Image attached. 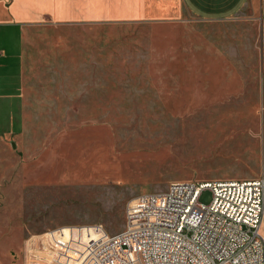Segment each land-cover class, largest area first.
I'll list each match as a JSON object with an SVG mask.
<instances>
[{
	"label": "rangeland",
	"instance_id": "1",
	"mask_svg": "<svg viewBox=\"0 0 264 264\" xmlns=\"http://www.w3.org/2000/svg\"><path fill=\"white\" fill-rule=\"evenodd\" d=\"M57 2L81 15L79 0ZM184 18L30 26L24 78L7 74L25 101L0 96V264H49L58 226L115 233L130 197L172 182L264 177V11ZM59 86L70 103L50 101Z\"/></svg>",
	"mask_w": 264,
	"mask_h": 264
},
{
	"label": "built area",
	"instance_id": "2",
	"mask_svg": "<svg viewBox=\"0 0 264 264\" xmlns=\"http://www.w3.org/2000/svg\"><path fill=\"white\" fill-rule=\"evenodd\" d=\"M210 189L209 204L198 201ZM123 229L45 231L49 264H264V177L172 182L130 197Z\"/></svg>",
	"mask_w": 264,
	"mask_h": 264
},
{
	"label": "crops",
	"instance_id": "3",
	"mask_svg": "<svg viewBox=\"0 0 264 264\" xmlns=\"http://www.w3.org/2000/svg\"><path fill=\"white\" fill-rule=\"evenodd\" d=\"M27 3L28 0H0V28H3L1 37H9V40L14 41V44L9 42L13 47L9 46L10 48L6 49L0 46V96L7 101L14 97L19 102L25 101L24 84L18 89L14 82L16 76L7 74L19 68L21 77L23 76L25 65L34 53V46L30 44L27 31L45 14H48L54 23L65 24L71 21H96L103 18L184 21L185 16L207 21H222L246 11L253 14L264 11V0H79L80 4H84L78 12L81 15L61 16L60 12H57L59 7L57 0H51L49 7L35 11L29 10ZM58 89L52 92V95L58 97L54 96L50 101L61 100L62 103L65 101L70 103L71 93L62 86ZM46 94L48 93H44Z\"/></svg>",
	"mask_w": 264,
	"mask_h": 264
}]
</instances>
